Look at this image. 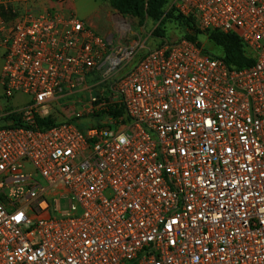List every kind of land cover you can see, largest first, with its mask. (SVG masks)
I'll list each match as a JSON object with an SVG mask.
<instances>
[{
  "label": "built area",
  "instance_id": "built-area-1",
  "mask_svg": "<svg viewBox=\"0 0 264 264\" xmlns=\"http://www.w3.org/2000/svg\"><path fill=\"white\" fill-rule=\"evenodd\" d=\"M31 2L0 0V81L30 99L1 118L0 264H264V0L170 4L238 36L242 69Z\"/></svg>",
  "mask_w": 264,
  "mask_h": 264
},
{
  "label": "rangeland",
  "instance_id": "rangeland-1",
  "mask_svg": "<svg viewBox=\"0 0 264 264\" xmlns=\"http://www.w3.org/2000/svg\"><path fill=\"white\" fill-rule=\"evenodd\" d=\"M98 3L103 8L101 11L94 12L93 20L95 25L99 27L96 32L101 37H110L112 35L118 36V26L116 27V23L119 19L125 18L129 20L133 25V32L136 34L134 36L128 35L126 38L127 41L136 43L138 42L141 45V49L138 54V58L148 53L150 50L156 49L161 44L167 43H176L183 39L186 35L185 28L178 24L172 16L165 20L162 25V28L159 29L156 33V28L159 23H155L152 21H148L145 25L141 24L140 20L135 16L125 15L121 12L120 9H117L112 6L110 1L107 0H97ZM132 0H119L124 9L125 5L128 4ZM160 11H164V15L171 14V5L162 2L160 6ZM49 12V11H48ZM155 33V34H154ZM201 43L210 51L217 54L220 52L218 46L208 38H200ZM3 61L0 59V77L2 73ZM29 98L24 95H17L13 99H8L5 96V92L3 86L0 81V125L4 123L1 118L5 115V113L14 112L21 108H23L28 102ZM77 108L69 110L65 113L66 117H72L75 115ZM8 121V119H7Z\"/></svg>",
  "mask_w": 264,
  "mask_h": 264
},
{
  "label": "trees",
  "instance_id": "trees-1",
  "mask_svg": "<svg viewBox=\"0 0 264 264\" xmlns=\"http://www.w3.org/2000/svg\"><path fill=\"white\" fill-rule=\"evenodd\" d=\"M107 1H110L113 7L120 9L123 14L135 16L136 18H138L143 25H145L149 20L155 23H159L155 33L162 28V25L167 17L169 18L170 16H172L178 24L185 28L186 35L183 39H188L193 42H201L200 38H208V40L214 42L216 46H218L220 52L215 54L208 49L207 51L215 56L221 57L231 68L242 69L250 67L254 64V60L248 55L244 43L238 36L234 34H224L221 32H212L208 35H205L196 30L195 21L187 19L178 14L174 8L171 9V14L168 13L164 15V11H160L162 2L164 1L169 5L171 4L172 0H132L125 5L124 9L121 8L122 4L121 2H119V0ZM163 45L164 43L159 45L158 47H161ZM123 111L124 110L121 108L119 113L122 114ZM7 119L8 121H14V123H17L19 121V119L15 116L7 117ZM54 125H56V118L54 117L38 122V126L41 130L48 129Z\"/></svg>",
  "mask_w": 264,
  "mask_h": 264
},
{
  "label": "crops",
  "instance_id": "crops-1",
  "mask_svg": "<svg viewBox=\"0 0 264 264\" xmlns=\"http://www.w3.org/2000/svg\"><path fill=\"white\" fill-rule=\"evenodd\" d=\"M31 4L40 12L51 11L62 16L74 14L95 31L99 29L94 23L93 14L94 12L101 11L103 8L97 0H67L64 4H60L55 0H32ZM1 54L2 49L0 48V59Z\"/></svg>",
  "mask_w": 264,
  "mask_h": 264
}]
</instances>
